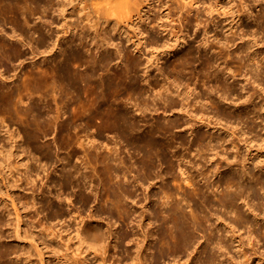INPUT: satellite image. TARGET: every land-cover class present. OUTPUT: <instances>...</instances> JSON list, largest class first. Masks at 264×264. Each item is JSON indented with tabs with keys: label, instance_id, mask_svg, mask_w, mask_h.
<instances>
[{
	"label": "bare ground",
	"instance_id": "bare-ground-1",
	"mask_svg": "<svg viewBox=\"0 0 264 264\" xmlns=\"http://www.w3.org/2000/svg\"><path fill=\"white\" fill-rule=\"evenodd\" d=\"M131 1L136 0H100L103 6L99 10L102 14L105 12L107 16L102 15L96 22L88 17L85 18L87 29L92 34L91 38L100 42L104 48L111 44L108 37L110 32L121 33L119 24L111 17L115 14L116 8L127 6ZM73 2H77L76 5L80 6L83 0H0V20L9 22L14 34L7 40L2 37L4 34L1 33L0 28V66H3L4 59L10 63L21 60L22 50L16 42L22 43V39L18 38V35L29 38L34 42L36 49L47 53L43 60L34 63V70L26 72L20 85L4 87L0 84V115L8 114L11 121L21 125L23 132L21 138L11 134L5 136L0 128V212L8 217L4 219L0 214V264L18 263L16 261L13 263L12 260L10 262L8 259L11 256L19 260L24 259L25 262H30L32 257H35L37 263L44 264L47 254L61 251V246L52 245L49 241L50 237H55V232L50 230L51 227L47 230L46 224H50L53 220L71 222L76 243L79 246H86L93 254L91 259L88 258L89 253L60 254L57 257L59 264H114L108 262L106 257L110 244L108 239L113 237V231L110 226L106 228L107 231L104 230L98 222L99 217L102 213L114 210L125 222L130 218V210L133 208L130 207L129 210L128 207L134 206L131 203V205L127 204L128 201H134L135 204L138 197L136 190L142 187L146 191L147 187L144 186H148V183L150 186L154 178L158 182L156 186L160 188V192L148 191L150 194L144 196V201L148 200L151 206L147 202L139 205L140 215L136 214V216L141 219L136 218L140 221L137 223L142 230L131 264H146L140 251L146 248V243L155 233L154 239L158 242L157 253L161 257L164 249L174 254L186 253L199 242L198 237L203 238L205 244L199 250L200 256L190 264H220L216 261L221 255L235 247L240 251L243 237L237 234V231L241 229L248 230L245 238L255 252L253 240L255 243L264 241V224L258 227L257 235L253 234L249 225L251 221L243 214L238 202L243 201L248 206L254 219L264 220V207H255L246 201L256 188L264 190V176L254 170H264V158L258 153L257 161L253 163L250 157L254 154L251 151L258 152V149L264 147V137H258L260 134L256 132L263 122L259 112L264 108V104L259 107L252 105L253 97L246 99L247 102L238 103L239 100L245 99H241L242 94L236 93L234 84L229 80L237 75L239 67L230 65L232 62L224 57L225 54L220 55L221 49L218 54H210L213 45L207 46L211 44L209 38H204V41L196 46L198 49L196 52L200 54L198 56L196 54V57L195 50L189 45L181 51H176L178 46L185 42L181 41L185 37V33H181V30V34L173 35L172 42L165 41L159 44L154 37L148 38V44L154 48L145 65L143 64L142 71L145 75L142 80L145 84H141L138 75L142 66L140 60L131 58L125 53L127 58L125 65L111 67L113 60L109 55L102 54L98 57L87 55L88 44L81 37L76 41L71 35L66 41H59L61 38L59 35L49 32L46 23L49 26L53 24L50 16L51 13L56 12L62 18L60 27L62 35L72 33L75 26H72L67 19L66 7ZM194 3L197 4V1ZM260 4L255 6L258 7ZM77 10L82 12L83 9L77 8ZM254 11L256 16V11L259 10L254 9ZM146 19L141 18L139 24L142 21L141 24L148 27L150 23ZM261 19L259 18L258 21ZM152 22H158V27H162L165 31V26L159 23V18H152ZM100 30L107 31L104 37L100 36ZM257 33L262 35L260 32ZM132 38L128 36V40ZM143 38L131 41L139 53L145 46ZM252 41L254 42L255 39L253 38ZM226 42L228 44L229 41ZM166 51L176 52L174 60L166 67L161 64V68L166 69L170 75L164 77L166 74L163 73V76L161 72L156 75H162V79L156 78L158 76L155 74L154 78L153 74H148V70L154 64L155 70L161 69L159 65L162 62L158 55ZM117 53L120 55L119 51ZM226 54L228 57V53ZM196 61L199 63L198 66L195 64ZM204 79L208 80L204 81ZM209 79H212L210 82L214 84L210 85ZM261 89L264 90V85ZM124 93L134 94L136 97L134 100H138L144 106L143 108L136 106L140 111L139 115L134 114L125 103L120 101ZM32 95H34V106L23 108L21 104L24 97L30 98ZM179 98L183 100L182 103L187 101V109L184 105V107L179 106ZM160 103L164 106L162 113H167L168 110L173 113L180 107L179 115L184 119L192 117V120L179 119L176 115H171L165 117L164 121L152 118L150 122L146 112L151 107L158 112L160 108L156 105ZM67 111L69 115H66ZM227 124H230V127L234 124L236 128L246 124L247 131L250 135L253 134L242 139L247 149L254 147L249 145L254 140L261 142L256 144L257 147L251 149L248 156L242 160L237 159V155L233 156L241 168L233 169L236 163L218 151L217 139H224L223 137L212 133L211 140L205 143L207 136L196 132L197 128L204 127L233 136L236 132L233 129L230 131ZM181 128L190 132L191 139L180 134ZM52 130H56L58 134L59 147L67 150L58 161L49 143L40 141ZM245 131L240 133L243 135ZM237 139L241 140L240 137ZM121 141L127 145V152L119 146ZM80 152L83 162L81 166L77 162L73 164L78 160L72 162ZM122 153L125 155L121 156ZM56 162H60L57 168ZM219 169L226 171L227 175L222 181L225 189L217 195L213 188L218 190L220 185L210 181L209 175L214 171L217 173ZM53 171L54 176H51L50 173ZM19 172L23 174V180L27 185L34 184L37 179L41 182L46 179L43 183L46 189H40L37 194L40 199L37 202L32 201L33 206L39 204L38 208L46 216V222H41L38 231L33 226L30 229L22 227L23 216L12 196L14 190L19 187L18 181H23L17 176ZM15 176L20 180L14 178ZM95 183L102 186L101 193L98 194L101 208L97 209V215L94 210L86 211L87 205L93 201L92 198L97 196L96 191L94 193L91 187V184ZM232 188L234 190H231ZM73 190L75 200L70 207L73 202L71 198ZM150 195L153 196L152 199H149ZM5 198L10 200L12 210L8 208L9 203L4 201ZM75 201L79 205H76ZM183 201L190 207L188 212L184 209ZM137 208L134 210L135 213ZM144 213L154 221L155 233L143 229L144 226L146 228L142 223L146 217ZM228 213L233 214L232 217H228L229 220L226 219ZM2 230L11 231L8 235L11 236L9 239L15 242L13 246L3 243ZM125 237L126 233L122 232L117 238L123 240ZM226 239L234 240L235 245L228 244ZM25 241L29 244V249L24 247ZM41 244L44 248L40 247ZM212 250H218L219 255L217 256ZM241 256L244 258L245 252ZM228 260L234 261L231 257ZM173 264L177 262L174 261ZM234 264L247 263L236 260Z\"/></svg>",
	"mask_w": 264,
	"mask_h": 264
},
{
	"label": "rangeland",
	"instance_id": "rangeland-1",
	"mask_svg": "<svg viewBox=\"0 0 264 264\" xmlns=\"http://www.w3.org/2000/svg\"><path fill=\"white\" fill-rule=\"evenodd\" d=\"M68 1H71V0H68ZM194 1H197V4H195ZM194 1L192 0L191 2V0H185V1L183 0H146V1L136 0L134 2L131 1L129 5L127 6L116 8L114 11L115 14L111 18L116 20V22L119 24L120 26L119 28L122 34L121 33L119 34L116 32H110L108 37L110 38L111 44L106 46V48L101 46L100 42H98L96 39L91 38L92 34H91V31L87 29L88 28L87 23H86L87 21L85 20V18L88 17L93 22H96L98 21V18L101 17L102 15L104 17L107 16L105 12L104 14H102L101 10H99L103 6L100 0H83V3L80 6L76 5L77 2H73L69 6L66 7L67 8L66 13L68 15L67 19L72 26H75V29L72 31L70 35L69 33L62 35V31H60L62 18L59 15H57L56 12L51 13V16H50L51 17L50 19L53 21V24L49 26L48 23H46L47 25L46 28L49 29L50 33L53 32L55 35H59L61 37L59 41H66L71 35L74 36V39H76V41H79L81 37L82 40L88 44L87 48L89 50L86 51V54L87 55L92 54L96 57L102 54L109 55L113 60L110 65L111 67H115V65H118L119 67H123L125 65V61H127L125 53H127L128 56L131 58L140 60L142 62V66H140L139 68L138 75H139V80L141 84H145V82H143L142 80V78L145 75V72L142 71V69L144 70L143 64L145 65L146 59L150 57V54L152 53V48H154L148 44L147 40L149 37H154L155 39L158 40L159 44H163L165 41L172 42L173 35L174 34L179 35L180 31L182 30L183 32L181 31V33L183 34L185 33L184 34L185 37L181 41L183 42L185 41V42L181 43L178 46L176 51H179V50L181 51L189 45V46H192V49H194L195 52L198 50L196 46L199 45L204 38L205 39L209 38L208 41H210L211 44H208L207 46L209 47L210 45L211 46L213 45L212 46L213 49H211L213 51H211L210 54H218V52L222 51L223 53L221 52L220 55L224 56L225 54L224 57L228 58L227 60L230 63L232 62L230 65L232 66L235 65V68L239 67L236 72L237 75H235V77L230 78L229 80V82L234 84L235 89L237 90L236 93H238L239 95L242 94L241 99H245V100L246 99L248 100L249 97L251 98L253 97L252 105L255 104L258 107L261 106L262 104H264V92H263L264 90L261 89L262 86L264 85V39H263L264 38L263 36L264 35V18H263L264 15L261 14V13H264V10H263L264 3L262 2L264 0H259L260 2H262L261 3L262 5L260 4V2H257L258 0H255V2L260 4V6L258 7L255 6V4L256 5L258 4L253 2L254 0H194ZM76 7L79 9L82 8L83 9L82 12H80V10H77ZM250 7H252V9ZM249 9H251L252 11L251 10L249 11ZM254 9L259 10V11H256L257 12L256 16H258L259 18H262L261 20L258 21L259 18L255 16ZM141 18L143 19L147 18L146 20L147 22L150 23V25L148 27L145 25H142L141 24L142 21L139 24V20ZM152 18H159V23L164 24L165 31L162 27H158V22L151 23ZM197 22L200 24H198ZM0 28H1V33L4 34V36H2L3 38L9 40L8 37L11 35H14L11 24L7 22L6 20H0ZM250 31L251 33L253 31L255 33L253 32L254 34L253 33L251 34ZM106 32H107L106 30H100L99 34L100 36L104 37V34ZM248 32H249V35H248ZM257 32H260L262 35H259V33ZM205 34H207L208 37ZM240 35L241 36L244 35L245 38L244 37L241 38ZM128 36H132L133 38L131 40H128ZM140 37L142 38L144 37L143 42L145 43L144 44L145 46L142 48L141 52L139 53L136 51L135 45H133L131 41L133 39H137ZM18 38L22 39V43L16 42L17 46L20 47V49L22 50L21 60L20 59L15 60L13 63H10L4 59L3 66H0V84L4 87L15 86L16 84L20 85L21 82H23V79L25 78L26 72L31 71L32 69L34 70V63L37 64L38 62L43 60L44 56L47 55V53L41 52L40 51L41 49L39 50L36 49V47L34 46V42H32V40H30L29 38H26L21 35H18ZM253 38L255 39L254 42L252 41ZM226 40L229 41L228 44ZM201 49L202 48H200V50ZM118 51L120 55H118L117 53ZM166 52L158 55L160 62H162L159 65L160 67L158 66L159 68H161V64H164V66L166 67L175 58L174 54L176 52H169V51H166ZM201 53H203L202 50H201ZM226 53H228L229 55L228 57ZM196 54L197 56L200 55L196 52L195 57H196ZM195 64L196 66L199 65L197 61L195 62ZM155 66L156 65L154 64L153 66L149 68L148 74L156 75L162 72L163 76L164 74H166L164 77L170 75L168 72H166V69L163 70V68L156 69L157 70L156 71ZM155 75H154V78H155ZM162 75L161 76L160 74L159 76L156 75L158 76L156 78L162 79L161 78L163 77ZM243 75H245V77ZM254 79L256 81H253ZM207 80L204 79V81H207ZM210 81H212V79H209V84L211 83L210 85L214 84V82L212 83ZM257 87H259L260 89ZM252 94H256L255 95L256 97L253 96ZM243 95L245 96V98ZM24 98L25 99H23V103L21 104L23 108L34 106V95L30 97L31 99L28 96ZM134 98H136L134 94L124 93L121 96L120 101L125 103L129 107L130 111H133L134 114L139 115L140 111L137 110L136 106L142 107V108L144 106L138 100L135 99L136 100L135 101ZM245 100L244 101L239 100L238 103L240 101H241L240 103L247 102V100L246 101ZM178 101H179V106L184 105L185 107L184 106L183 107L187 109V106H186L187 101H184L185 104L182 103L183 100H181V98H179ZM135 102H137L138 105L135 104ZM223 103L225 102L223 101ZM162 105H163L162 103L156 105V107L160 108L158 112H155L152 107L149 111L146 112V117L147 119H149L150 122L152 121V118H155V119L159 118L160 120L164 121L167 117L171 115H174V116L176 115V117H178L179 119L182 118V116L179 115L181 112L180 111L178 112L180 107L178 110H175L173 113L172 111H169V110L167 111V113H162L163 112L162 110L164 107ZM261 110L262 111L259 112V114L261 115L262 117L261 119H263V122L260 123V126L257 128L256 132L260 134L258 137L260 136L264 137V128H263L264 127V108ZM66 115H69V111H67ZM211 115L213 114L211 113ZM185 118L186 119H184L183 117L182 119L189 120V121L192 120V117L191 118L185 117ZM97 121H100V120L97 119ZM258 121H260V119ZM222 124H225V123H222ZM228 127H230V124L228 125ZM0 128L2 129V133L5 134V136L8 134L13 135L14 137L19 136L20 138L23 136L21 125L17 122L11 121L8 114L2 113L0 115ZM232 129L236 132L233 136H228L225 134V132H221L220 130L215 131V129L211 130V129H206L204 127L199 128V129L197 128L196 132L207 136L205 143H208L207 141L211 140L210 136L213 134L215 136L223 137L224 139H221V138L217 139L219 140L218 151H221V153L225 154V156H227L229 160L236 163L235 165H233V169H236L237 167L241 168V165L236 161V158H234L233 156L237 155V159L242 160L245 156H248V153L251 149H254L257 147L255 146L256 144H260L261 142L259 140L258 141L254 140L251 144H249L250 146H254V147L251 149H247L243 140L246 137H251L253 134L250 135V133L247 131L246 124H241L237 128L233 124V127H230L229 130L231 131ZM243 131H245L246 133L242 135L240 132L243 133ZM189 133H190L189 131H185L183 130V128H181L180 130V134L187 136L188 139H191ZM237 137H240L241 140H238ZM58 138L59 137H58V134L56 133V130H52L45 137L40 139L41 142L49 143L52 151L55 153L57 161L58 159L62 158L67 152L66 149H62L59 147ZM119 146L122 147L125 152H127V145L125 144V142L121 141ZM262 148L263 149H258V152L251 151L252 153H254V154L250 153L252 154L250 155V157L253 163L257 161L256 154L258 153H261L260 156L264 158V147ZM124 155L125 153L121 154V156H124ZM81 156H82V153L81 152L78 153V155L72 159V162H74L75 160H78L80 162L78 163V161H75L73 164L77 162V164L81 166L83 163L81 162L82 160ZM56 163L57 164L55 166L57 168L60 162H56ZM210 164L211 162H209L208 165ZM213 166L214 165H212V167ZM50 169L52 171V168ZM254 170L257 173L258 172L261 173L259 175L264 176V170L262 171H258L257 169H254ZM50 175L54 176V171L51 172ZM226 175H227V172L223 171V169H219L217 173H215L214 171L212 174L210 173L209 175L210 181H212L215 184L220 185L218 190L217 188L216 190L215 188H213L217 195H220V193L225 189V185L222 183V181ZM17 176L21 180L24 179V176L21 172H19ZM17 176H15L14 178H17ZM45 180L46 179H43V182H41V181H38L37 179V181H35L34 184L30 183L28 185L26 184L25 180L18 181L19 187H17L14 190V194H12L19 211L21 215L23 216V226H22L23 228L25 227L27 229H30L33 226L36 228V231H38L41 227V222H46L45 213L41 211V209L38 208L39 204L36 203L34 206L32 205L34 202H37L40 199V196H37L39 190L46 189L45 187L46 185H43ZM152 181L150 183V186H149V183L148 184L146 183L148 186L146 185L144 186L145 188L147 187L146 191L142 187H140L142 189L137 187L139 189L136 190V193L138 191L137 193L138 197L135 201L136 205L133 203L134 201L132 202L128 201L127 204L129 205L133 204L134 206L128 205L129 210L132 207L133 208L131 209L132 211L130 210V213H131L129 214V216L131 215L130 218H128L125 222L119 218L117 212H115L114 210L108 213H102L100 215L98 222L103 226L104 230L108 226H110L112 229L110 230L113 231L112 232L113 237H110L108 239L110 242L108 246V250L106 252V257H108V262H112L114 264H131L132 263V258L136 253V243L140 239L139 237H140L141 230H142L138 226L139 223H137L141 219L140 217H138L141 211V210L140 211L138 210L141 208L139 207V205L141 206L142 202H143L142 205H144L146 202L147 203L149 202L148 200L144 201V196L145 195L148 196L150 194V192L148 191H151V193L155 191L160 192V188L156 186L158 184L157 180H155L154 178V181L156 182L154 181L153 182L155 184H153ZM96 183L94 185L91 184L92 185L91 187H93V192L96 191L97 196L92 198L93 201H90V203L87 205V207H90V208L86 207L87 209L86 211L92 210L93 212L94 210L95 211L94 213H96L97 209L99 210L101 208L100 207L101 202H99L100 198L98 194L101 193L102 186ZM128 185L130 184L128 183ZM231 190H234V188H232ZM143 191L147 192V194ZM72 192H71L72 194L71 198L73 202L70 207H72V205L74 204V200H75L74 199L75 196L73 195L74 190ZM140 194L141 195L144 194V195L141 196ZM152 198L153 196L150 195L149 199H152ZM4 201L7 202L8 199L5 198ZM9 201H8L9 203L8 208L12 210L11 203ZM246 201H248L249 204H252L255 207L256 206L264 207V190L261 188H256L251 193L250 197L246 199ZM182 203L184 204V209H186L185 211L188 212L190 210V207L186 206L184 201ZM75 204L79 205L76 203V201H75ZM148 205L151 206V203H148ZM238 205L241 211L243 212V214L251 221L249 225H250V229L252 230L253 234L257 235L256 233L257 229L259 226H262L264 224V220H260V218H258V220L254 219L252 217L251 211L248 209V206L244 204L243 201H239ZM135 208H137L136 209L137 213H135L134 211ZM132 213L134 214L133 216H132ZM0 214L2 218L8 219L6 214L1 213V212ZM136 214L138 216H136ZM144 215L146 216L144 220V222L146 223H144L143 221L142 223L143 225H146V228L144 226L143 229L149 230L151 233H155L153 232L156 230L154 221L149 219L147 213H144ZM232 216L233 214L228 213L226 214V219L229 220L228 217L230 218ZM136 217H138L139 220ZM211 219H212V222H214V219L213 218ZM149 220L152 221L151 224ZM46 225H47V230L48 228L51 227L50 230L55 232V237L54 236L50 237L49 241L52 242V245L55 244V245L61 246L62 248H61V251H53L47 254L46 259L44 260V264H59V262L57 261V257L60 256V254H65V253H72L74 255L75 254L86 255L87 253H89L90 255H88V258L90 259L93 258V254L91 253V250L87 249L86 246H79L76 243L77 241L73 238L74 232L72 231L73 228L71 226L72 225L71 222H69L68 220L66 221L64 220L54 221L53 220L50 222V224L47 223ZM247 231H248L247 229H241L240 231H237V234L239 233V235L243 237L241 250L239 251L238 247L237 248L235 247L229 250L228 253L226 252L224 255H221L216 261V263L219 262L220 264H230L231 262V264H234L236 260L237 261L241 260L242 262H245L247 264H264V241L261 240L259 241V243L257 242L258 243L257 244L253 240V244H255L254 246H255V249L257 250V251L255 250L256 252L255 254L254 249L251 248V245L248 244L247 239L245 238V236L247 235L246 234ZM2 232L4 234L3 243L8 246H13L15 242L9 239L11 237L9 236L10 235L9 233H11V231L2 230ZM122 232L126 233V237L123 240L121 239L118 240L117 237ZM155 236H156V233L153 235L152 238L151 237L149 238L148 242L146 243V248L141 249L140 251V254L142 257H144L146 264H155V263L156 264H173L174 261H176L177 264H190L191 262H194L196 259H198V257L200 256L199 250L205 244L204 239L203 238L201 239L200 237H198L199 242H197L193 247L189 248L186 253L174 254L173 252H170L169 250L164 249V254L161 257L157 253L158 242L156 239H154ZM38 241H40V239ZM226 241L228 244L235 245L234 240L226 239ZM23 245L26 249H29L30 247L26 241L23 242ZM40 247L44 248V245L41 244ZM212 252H214L217 256L219 255L218 250L217 251L212 250ZM244 252H245V257L243 258L241 255ZM34 254L32 255L34 256ZM229 256L234 259L233 262L231 260H228L230 258ZM9 258L10 259L8 260L9 261L12 260L13 263L18 262L16 264H35L38 261L37 258L35 257H32V260L30 262H25L24 259L19 260L16 258L17 259L16 260L13 256ZM60 264H63V263H60Z\"/></svg>",
	"mask_w": 264,
	"mask_h": 264
}]
</instances>
